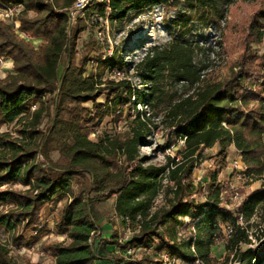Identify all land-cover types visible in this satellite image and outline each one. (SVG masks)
I'll list each match as a JSON object with an SVG mask.
<instances>
[{
    "label": "trees",
    "instance_id": "1",
    "mask_svg": "<svg viewBox=\"0 0 264 264\" xmlns=\"http://www.w3.org/2000/svg\"><path fill=\"white\" fill-rule=\"evenodd\" d=\"M74 1L0 0L5 5L22 6L16 18L19 29L0 20V57L10 58L13 64V72L0 80V126L13 123L15 131V135L0 131V185L12 183L23 187L0 190V230L10 234L13 245L22 246L23 232L30 229L33 233L30 244H34L48 228L41 216L43 209L65 199L53 223L56 233L65 234L69 242L43 246L54 258L50 264H162L160 254L164 251L187 263L199 259L203 264H218L211 247L220 240H225V248L239 264H264V253L260 251L264 250V243L259 248L242 249L241 244L250 240L245 229L236 223L238 215L250 217L264 201V187L245 196L233 214L222 204L227 185L218 179L217 170L203 185L190 180L197 157L214 146V155L222 162L233 145L242 157L245 172L253 175L264 172V88L255 92L254 97L249 93L253 81L259 79L264 87V77L260 76L263 58H254L258 70H252L246 62L250 56L246 52L238 70L226 79L209 81L203 72L207 64L195 60L200 48L197 42L174 36L165 43L151 45L135 63V73L145 84L142 92L124 76L131 61L125 62L114 51L107 57L99 56V43L90 42L88 47L97 52L101 64L113 71L114 76L117 70L123 73L116 81L101 80L85 73L86 56L80 66L72 62L79 53L75 45L82 29L77 23L69 26V10ZM234 1L92 0L84 8L116 21L130 12L139 13L158 5H181L184 9L181 13L200 12L225 20ZM29 12L33 14L30 16ZM246 25L247 34H255L253 41L260 40L264 10ZM18 30L30 38H41L39 44L21 37ZM222 37L211 45L218 51L224 47ZM64 52L69 60L61 66ZM164 80L181 82L188 88L181 95L176 90L169 95L164 114L169 129L184 139L179 148L183 158L175 160L168 156L163 164H144L139 146L150 132V123L137 104L163 101ZM48 94H52L50 99L46 98ZM251 99L257 100L256 106L243 109ZM87 102L90 106L84 105ZM48 103L52 112L45 130L40 125ZM125 107L130 122L125 138L107 140L99 134L94 140L88 137L89 131H94L106 115L118 112L120 116ZM53 151L59 155L57 160L51 157ZM118 152L121 162L113 170ZM165 177L174 184H164ZM74 179L81 180L76 191L72 188ZM161 191L167 203L151 209ZM193 193L204 197L186 199ZM110 197L115 199L114 213L123 225L126 226V217L132 228L139 222L128 245L140 249L153 247L155 252L132 262L106 249L108 244L119 245L118 229L113 223L111 235L102 236L98 225L101 218L93 215V206ZM184 217L189 219V236L181 238L177 226L184 223L181 220ZM220 223L232 226L229 235L223 234ZM0 264H17L1 240Z\"/></svg>",
    "mask_w": 264,
    "mask_h": 264
},
{
    "label": "rangeland",
    "instance_id": "2",
    "mask_svg": "<svg viewBox=\"0 0 264 264\" xmlns=\"http://www.w3.org/2000/svg\"><path fill=\"white\" fill-rule=\"evenodd\" d=\"M91 1L92 0H89L86 5L89 6ZM183 10L181 5L177 7H162L158 5L150 10H144L139 13L130 12L125 18L116 21H110L98 13L85 10V8L84 10L76 11L73 16L70 17L69 26H71V23H77L82 29L77 35L75 45L79 53L72 59V62L80 66L86 56L88 59L84 65L86 74L92 73L96 75V77L98 76L101 78V80H119L120 78H115L113 71L101 64L98 60L97 52L91 51L88 47L90 42L91 44L93 42L99 43V56L107 57L114 51L117 55L123 56L125 62H132L127 71H125L124 76L136 90L145 92V84L135 73V63L139 61L146 49L151 45L162 44L171 40L174 36H179L182 39L197 42L200 46V48L197 49L195 60L207 64L203 72L209 81L226 79L232 71L238 70L241 57L244 53L246 54V52L251 56H247L246 62H248L252 70H258L254 58L258 57L264 60V25L260 28L262 33L261 39L253 41L255 34H247L248 29H246V24L248 20L255 16L260 10H264V0H235L229 7L225 20H217L209 14L201 15L200 12L186 11L181 13ZM28 14L31 16L33 13L29 12ZM17 15L14 16V18H18L20 13ZM173 18H177L178 21H172L174 20ZM2 22L13 23L12 20H2ZM220 37H222L224 45L222 51H218L219 49L217 47L213 48V46H211L213 41ZM25 39L31 41L34 45H38L41 40V38L36 39L30 37H25ZM209 46H211L210 50L207 49ZM3 60V63H0V80H4L8 74L13 72L12 60L7 57H3ZM68 60V54L64 52L60 60L61 66L67 64ZM260 72V76L264 77V62ZM259 81V79L253 81L254 83L251 86L252 91L249 92L252 97H254L255 92L264 88ZM162 87L166 91L162 96L163 101L154 105H148L147 103L141 105L137 104L139 111L149 117L150 123V132L145 142L139 146V154L143 158L144 164H163L168 156L170 158H175V160L181 157L183 158L179 148L183 144L184 139L177 137L171 129H169L168 120L164 119V114L169 95L175 90L178 95H181L184 91H187L188 88L183 86L181 82L173 84L169 80H164ZM51 97L52 94L46 96L48 99ZM99 100L103 102V96H100ZM256 104L257 100L251 99L243 105V109L253 108ZM84 105L90 106V103L87 102L84 103ZM51 112L52 106H49L48 103L47 114L40 125L45 130H47L49 126ZM118 115V112L112 115H106L95 127L94 131H89L88 137L94 140L99 134L107 140L125 138L130 125L129 119H127L126 107L123 113L120 116ZM87 124L90 125V123ZM0 131H9L11 134L15 135L13 123L2 124L0 126ZM215 150L216 147L214 146L204 149L201 152V155L197 157L198 162L190 180H193L195 184L203 185L209 180L210 174L214 170H217L218 179L221 181L223 180L227 185V190L225 189L223 191L222 204L234 214L238 211L245 196L264 187V172L260 175H253L245 172L246 166L243 161V170L234 169L232 160L237 158L240 153L233 145L229 146L224 162L214 155ZM51 157L53 160H57L59 155L56 151H53ZM114 160L115 163L112 166L113 170L120 165L121 155L119 152L114 157ZM80 182V179H74L72 181V188L74 191L78 189ZM163 183L174 184V182L168 180L167 177L163 179ZM5 188L23 187L19 184L12 183L0 185V190ZM205 188L204 186V189ZM160 194L161 195H158L155 199L153 204L154 207L151 209H156L167 203L164 191H161ZM203 197L204 195L202 194L193 193L190 196H186V199L190 200L193 198L195 200H201ZM114 200V197H110L96 202L93 206V215L97 218H105L113 222L117 226V237L119 238L124 236L126 226L123 225L121 218L114 213ZM64 201L65 199L55 205L46 206L43 209L41 216L47 221L48 228L34 244H30V240L33 237V233L30 229L23 232L25 244L22 246L13 245L10 234L4 230H0V240L7 244L10 249V254L15 258L17 264L26 262L30 264H50L54 261V258L50 256L48 250L43 249V246L54 242H69L65 234L56 233L53 223L58 208ZM1 209L2 208H0V210ZM181 220H183L184 223L177 226L178 236L181 238L188 237L189 232L187 223L189 219L184 217ZM236 223L245 229L250 240L247 244H241V248H259V246L264 243V201L255 208L250 217H237ZM226 225L229 224H221L224 235L227 234ZM102 236L108 235L102 233ZM224 243L225 240H220L211 247L212 255L217 260L218 264H239L233 256V253L228 252L225 248ZM156 245L157 242L155 243V246ZM153 250V247L147 249L135 248L132 250L131 254L129 253V256L133 258L132 262H135L141 255L155 252V250ZM260 251L264 253L262 248ZM114 252H116L115 247L113 253ZM120 253L127 257L124 251Z\"/></svg>",
    "mask_w": 264,
    "mask_h": 264
},
{
    "label": "built area",
    "instance_id": "3",
    "mask_svg": "<svg viewBox=\"0 0 264 264\" xmlns=\"http://www.w3.org/2000/svg\"><path fill=\"white\" fill-rule=\"evenodd\" d=\"M89 0H75V2L73 3V6L70 8L69 10V15L70 17L73 16V14L76 11L82 10L86 4L88 3ZM22 9L21 5H5L0 3V20H12L14 23V26L16 29H19L20 23L18 21V19L14 18V16H16L20 10ZM18 33L21 37H28L27 34L25 32H21L18 30ZM3 58L0 57V63H3ZM123 75V73L119 70H117L115 72V77L116 78H120ZM224 126H226L225 123H223ZM232 165L234 169H242L243 170V162L241 160V156L238 155L237 158L232 160ZM161 195V194H159ZM154 207V206H153ZM140 216L137 217V219L139 220ZM238 218H242L241 215H238ZM131 221L126 217L125 218V224H126V232L124 234V236L119 237L118 241H119V245H115V249H116V253H118L119 255H121L123 258L127 259V260H132L133 258L131 256H129V253L131 254L132 250L135 249V247H131L129 246V241L131 238V234L134 232V230H137L139 227V222H136V227L132 228L131 227ZM232 231V226L230 225H226V235H229ZM124 251V254L127 255L124 256L122 255L120 252ZM160 258L162 261V264H203V262L199 259H195L193 262H183L182 260L178 259V258H172L167 252H162L160 254Z\"/></svg>",
    "mask_w": 264,
    "mask_h": 264
},
{
    "label": "crops",
    "instance_id": "4",
    "mask_svg": "<svg viewBox=\"0 0 264 264\" xmlns=\"http://www.w3.org/2000/svg\"><path fill=\"white\" fill-rule=\"evenodd\" d=\"M113 222H110L108 220H106L105 218H102L100 220V222L98 223V225L100 226L101 230V234L103 233L104 235H108L105 237H109L112 233L113 227H112ZM115 245L114 244H108L106 246V249L110 252L113 253ZM106 260V259H105ZM100 261V260H99ZM107 261V260H106Z\"/></svg>",
    "mask_w": 264,
    "mask_h": 264
}]
</instances>
